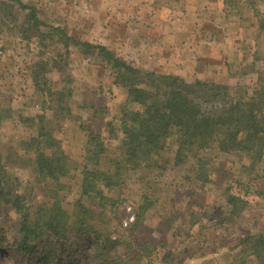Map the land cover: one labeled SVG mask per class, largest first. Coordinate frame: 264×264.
Instances as JSON below:
<instances>
[{"label":"trees","instance_id":"16d2710c","mask_svg":"<svg viewBox=\"0 0 264 264\" xmlns=\"http://www.w3.org/2000/svg\"><path fill=\"white\" fill-rule=\"evenodd\" d=\"M219 1L230 14L253 10L258 24L255 39L262 45H257L254 56L256 61L264 60V11L260 9L264 0ZM4 30L8 35L13 31L12 36L21 42L35 41L40 49L27 77L42 96V113L23 116L14 108L13 94L6 98L0 93V124L18 118L33 132L23 135L15 148L34 177L24 187L7 170L0 154V209L7 224L10 219L18 230L13 235L0 223V264H7L3 255L10 252L26 264H156L155 255L166 264H185L204 260L205 248L211 249L210 254L225 251L224 264L264 261V231L244 234L239 230L237 246L224 247L228 237L237 234L230 227L247 210L253 214L249 196H264L262 73L252 90L238 87L232 93L226 84L196 81L191 85L178 76L144 71L108 47L48 25L35 6L22 0H0V34ZM50 50L55 56L48 60L45 55ZM73 50L100 60L111 72L113 85L124 90L126 100L119 107L118 120L89 102L77 106L75 86L53 85L52 76L66 70ZM93 120L107 124L94 131ZM63 126L86 133L78 159L58 135ZM113 143L119 144L115 152ZM214 157L223 164L234 157L235 163L216 168ZM170 168L189 172L187 192L178 208L189 207L186 225L182 209L173 216L162 206L156 209L164 192L162 179ZM208 185L219 187L214 195L217 205L214 202L211 211L206 209L212 197L195 199L199 189ZM70 196L75 198L69 205ZM125 205L134 214V221L127 225L122 221ZM154 210L161 221V237L135 240L139 231L147 235L146 224ZM210 224L220 228L216 243H196L213 230ZM185 239L193 241L180 249ZM204 264L210 263L205 259Z\"/></svg>","mask_w":264,"mask_h":264},{"label":"rangeland","instance_id":"374dc122","mask_svg":"<svg viewBox=\"0 0 264 264\" xmlns=\"http://www.w3.org/2000/svg\"><path fill=\"white\" fill-rule=\"evenodd\" d=\"M22 1L35 6L41 19L48 25L61 26L81 41L108 47L133 66L144 71L178 76L191 85L196 81L226 84L230 86L232 93L238 87L252 90L257 85L261 73L264 75V60L256 61L254 56L258 46L261 48L262 45L255 39L258 24L253 10L249 8L238 14H230L224 12L219 0ZM260 9L264 11L263 7ZM4 31V34H0V93L6 98H10L13 94V105L17 113L20 112L26 117H35L42 113L40 109L42 96L35 92L27 75L28 66L38 59L40 49L35 41L21 42L17 37H13V31L9 32L10 35L6 34V30ZM54 56L55 53L51 50L45 55L48 60L53 59ZM101 63L96 58H86L77 50H73L66 70L56 72L52 76V83L59 88L64 82L69 88L75 86L77 93L73 100L77 106L89 102L96 108H105L106 113L111 112V116L118 120L119 107L126 100V96L123 89L113 85L111 72L104 69ZM87 116L83 111V117L87 118ZM92 124V128L96 131L105 128L107 122L93 120ZM32 133L29 125H22L18 118L0 124V154L7 170L22 181L24 187L33 183V169L16 153L15 145L20 142L23 135L25 137ZM58 135L70 144L73 157L80 158L86 133L77 127L63 126ZM118 145L112 144L113 152ZM213 159L216 160V168H225L235 163H232L235 161L234 157H230L225 164L215 157ZM188 173L187 168L169 169L162 179L164 192L161 193V202L156 208L161 209L162 206L170 216L182 209L185 225L188 222L185 213L189 207L178 208L179 199L187 192L184 186ZM216 176L215 174L212 179ZM77 178L81 180V177ZM254 186L252 188L259 189L258 185ZM134 189L137 190L138 187L134 186ZM201 190L199 189V195L195 199L201 202L204 195L212 197V201L209 202L212 205L206 209L211 211L213 203L217 205L214 195L218 193L219 187L208 185ZM249 197L250 202L252 201L253 214L247 210L245 217L230 227L232 232L237 234L228 237L226 240L228 245L224 244L225 249L237 246L241 236L239 230L244 234L249 231L252 233L264 231V196L252 194ZM74 198V196L69 197L67 200L69 205ZM186 203L189 205V200ZM155 211L152 219L146 224L149 229L147 235L139 231L134 236L135 240L146 241L148 236L154 239L161 237L159 230L163 231V229ZM2 212L0 209L1 225L7 226L6 230L16 235L18 230L15 223L9 219L7 224ZM127 217L126 211L122 221H127ZM210 226L213 230L196 243L202 244L206 240L216 243V235L219 234L220 228H215L214 224ZM196 231L197 229L192 230L194 237L197 235ZM183 241L180 249L188 246L193 240ZM210 253L211 249L205 248L202 251V254L206 255L204 260L187 261L185 264H204L205 259L210 264H224L225 251L218 254ZM3 256L7 264H26L11 252L4 253ZM153 262L166 264L156 255ZM255 264H264V261H257Z\"/></svg>","mask_w":264,"mask_h":264},{"label":"built area","instance_id":"2783aa9c","mask_svg":"<svg viewBox=\"0 0 264 264\" xmlns=\"http://www.w3.org/2000/svg\"><path fill=\"white\" fill-rule=\"evenodd\" d=\"M125 210L127 211L128 214V219L127 221H125V225H127L128 223H132L134 221V214L132 213V208L125 205Z\"/></svg>","mask_w":264,"mask_h":264}]
</instances>
